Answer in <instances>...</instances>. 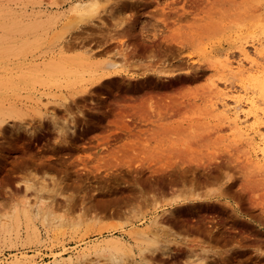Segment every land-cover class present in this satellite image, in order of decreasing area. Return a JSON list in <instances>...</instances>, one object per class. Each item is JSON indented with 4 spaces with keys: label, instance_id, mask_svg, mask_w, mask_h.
Returning <instances> with one entry per match:
<instances>
[{
    "label": "rangeland",
    "instance_id": "374dc122",
    "mask_svg": "<svg viewBox=\"0 0 264 264\" xmlns=\"http://www.w3.org/2000/svg\"><path fill=\"white\" fill-rule=\"evenodd\" d=\"M88 1L0 0V264H264V0Z\"/></svg>",
    "mask_w": 264,
    "mask_h": 264
},
{
    "label": "bare ground",
    "instance_id": "6f19581e",
    "mask_svg": "<svg viewBox=\"0 0 264 264\" xmlns=\"http://www.w3.org/2000/svg\"><path fill=\"white\" fill-rule=\"evenodd\" d=\"M90 1V0H89ZM88 1V2H89ZM84 3V2H83ZM85 3H87V2H85ZM94 4H96V2H95V0L94 1H92V4L91 5H89V7H92ZM83 4L81 3V5L80 6H82ZM5 24H7V23H5ZM10 24H13L12 22L10 23ZM12 26V25H11ZM6 27V26H5ZM9 28V27H8ZM11 29V28H10ZM18 30H20V29H18ZM7 31H11V30H7ZM22 31V30H21ZM10 33V32H9ZM6 36V35H5ZM8 36V35H7ZM10 36V35H9ZM7 38V37H6ZM22 43V42H21ZM30 43V42H29ZM28 43V44H29ZM27 44V45H28ZM254 44V43H253ZM25 45V44H24ZM31 45V44H30ZM255 45V44H254ZM24 49V48H23ZM262 52L263 51H261L256 45H255V47H254V53H255V55L257 56V55H262ZM252 52H249V49H247L245 46H243L242 48H241V55H242V58H240L241 60H239V64L238 65H234L233 64V62L232 61H229V55L228 54H225V63H224V66L225 67H227V69L229 70V72H240V73H245V72H254L256 69H257V58H256V56H254V54L252 55L251 54ZM224 55V54H223ZM262 56H264V54L262 55ZM258 57V56H257ZM224 58V57H223ZM262 58H264V57H262ZM218 60H220V59H218ZM245 62H247L250 66L248 67V68H246L245 67ZM222 63V62H221ZM259 74V73H258ZM264 81V80H263ZM262 83V82H261ZM261 83H259V85L261 84ZM216 84V83H215ZM244 86V85H243ZM243 86L237 91L236 89V93H237V95L235 96L234 94H236V93H233V95L235 96V99L233 98V100H234V102L236 103L235 104V106L237 105L238 107H241L242 106V104L244 103L245 105H248V106H250V107H252L253 109H254V112H255V115L256 116H264V106H262V108H260L259 106L260 105H264V83H263V86H262V92L263 93H261V95H262V97L261 98H256V97H247L246 99H243V97H242V95H241V92H243V90H244V92H245V89L243 88ZM228 87V86H227ZM245 87V86H244ZM255 88V91H256V87H254ZM218 89V88H217ZM248 89V88H247ZM253 89V88H252ZM258 89H259V87H258ZM234 91V90H233ZM232 91V92H233ZM248 91V90H247ZM246 91V92H247ZM254 91V90H253ZM252 91V92H253ZM260 91V90H259ZM258 92V91H257ZM248 93V92H247ZM246 94V93H245ZM244 94V95H245ZM233 97V96H232ZM225 106V105H224ZM237 106H236V111H239V110H241L240 108H239V110L237 109ZM225 109H226V107H225ZM228 109V108H227ZM243 110V109H242ZM225 111H227V110H225ZM228 112V111H227ZM240 112V111H239ZM226 113V112H225ZM232 114H233V112H232ZM239 114V113H238ZM238 114L236 115V114H234V115H236L235 117L236 118H233L232 116H230L229 114H225V117L227 118V120L229 121V123L230 124H232V126H237L240 130H241V132L244 134V135H247V134H251V132H249V130H251V129H249V128H247V129H245L244 127H242L241 126V122H240V120H239V117H238ZM262 118V117H261ZM246 119H247V117H246ZM260 119V118H259ZM27 124V123H26ZM26 124H24L25 126H26ZM28 125V124H27ZM253 129V128H252ZM257 130V129H256ZM255 132V131H254ZM256 132H259V131H256ZM260 134V133H259ZM254 136H255V134H254ZM252 139H254L253 137H251ZM263 143V142H262ZM264 144V143H263ZM262 154H263V156H264V147L262 148ZM108 242H111V241H109L108 240ZM109 249H110V257L111 258H114V252H113V248L112 247H108ZM70 260H72V257L70 258ZM117 260V259H116ZM202 262V261H201ZM13 264V263H12ZM199 264H201V263H199Z\"/></svg>",
    "mask_w": 264,
    "mask_h": 264
}]
</instances>
